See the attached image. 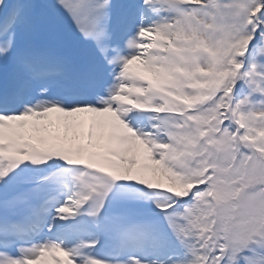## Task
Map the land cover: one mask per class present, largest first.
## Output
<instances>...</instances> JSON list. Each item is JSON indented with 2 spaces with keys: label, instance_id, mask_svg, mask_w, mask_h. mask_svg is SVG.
<instances>
[{
  "label": "snow or ice",
  "instance_id": "1",
  "mask_svg": "<svg viewBox=\"0 0 264 264\" xmlns=\"http://www.w3.org/2000/svg\"><path fill=\"white\" fill-rule=\"evenodd\" d=\"M0 264H264V0H0Z\"/></svg>",
  "mask_w": 264,
  "mask_h": 264
}]
</instances>
